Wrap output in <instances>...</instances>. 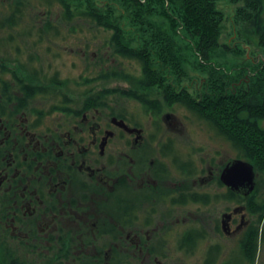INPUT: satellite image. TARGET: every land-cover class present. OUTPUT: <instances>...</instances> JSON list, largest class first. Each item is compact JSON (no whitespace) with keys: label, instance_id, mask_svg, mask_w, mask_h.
<instances>
[{"label":"flooded vegetation","instance_id":"flooded-vegetation-1","mask_svg":"<svg viewBox=\"0 0 264 264\" xmlns=\"http://www.w3.org/2000/svg\"><path fill=\"white\" fill-rule=\"evenodd\" d=\"M71 87L49 95L54 100L44 109L34 105L39 96L27 98L15 83L9 91L0 85V241L18 264H180L177 251L193 254L208 236L204 226L193 225L200 218L193 203L229 202L232 189L221 174L230 160L217 176L209 165L200 179H216L226 191H198L193 149L183 154L175 139L159 138L164 126L148 136L132 118L96 106L95 92ZM114 103L106 104L116 109ZM167 114L163 121L175 119ZM115 117L141 131H129ZM239 194L245 199L254 192ZM226 213H232L229 232ZM252 217L247 205H238L214 231L240 236L239 242L263 236L264 221ZM212 246L221 257L224 245L216 242L207 258ZM31 254L37 259L27 260Z\"/></svg>","mask_w":264,"mask_h":264},{"label":"trees","instance_id":"trees-1","mask_svg":"<svg viewBox=\"0 0 264 264\" xmlns=\"http://www.w3.org/2000/svg\"><path fill=\"white\" fill-rule=\"evenodd\" d=\"M233 1L244 2L236 12V19L243 22V40L248 46L256 41L262 56L249 57L251 53L241 43L233 47L221 43L226 15L219 0H5L0 10V85L9 91L15 83L27 98H35L58 92L52 86L60 88L59 94L70 93L74 82L75 91L84 87L86 95L95 92L98 96L91 100L97 101L96 106L108 108L128 121L131 118L126 108L111 109L106 103L111 99L118 105L124 99L139 101L145 112L151 113L156 126L161 122L163 106H184L216 136L226 140L236 158L254 164L258 183L254 194L244 199L229 190L227 199L247 205L251 217L261 225L264 194L258 193V186L264 183V0ZM34 3L46 5V18L41 25L24 26L18 35L35 34L32 44L38 46L46 37L51 42L65 37L64 27L69 36L86 31L99 44L97 56H88L86 50V75L81 74L75 81L61 80L58 72L42 77V66L31 63L42 60L38 52H30L31 62L22 60L23 50L17 45L14 30L24 22L27 8ZM15 42L13 56L10 49ZM104 50L109 57L105 58ZM47 51L52 52L50 44ZM219 51L246 53L247 63L229 68L216 60ZM129 63L136 64L134 70ZM187 63L202 77L194 78ZM14 66H20L31 80L22 77ZM8 74L13 77L6 78ZM112 80L127 86L105 87ZM192 80L196 83L193 91L186 85ZM97 83L103 87L94 91ZM260 240L257 233L254 237L248 234L222 264H255ZM216 248L211 247L209 257H213L207 258V264L218 260ZM0 264H18L12 248L1 241Z\"/></svg>","mask_w":264,"mask_h":264},{"label":"rangeland","instance_id":"rangeland-1","mask_svg":"<svg viewBox=\"0 0 264 264\" xmlns=\"http://www.w3.org/2000/svg\"><path fill=\"white\" fill-rule=\"evenodd\" d=\"M219 1V5L224 10V13L226 15L222 35L220 38L221 43H227L229 46L232 47L236 43H241V45H243L247 50V53H251L248 54L249 57H254L258 54L259 56H262V50L257 45L256 41L251 46H248L243 40L241 34V31L242 33L244 32L243 22H239L236 19V12L237 8L241 5L240 3L244 4V2L240 1V3H238L239 1L235 2L233 0ZM3 2H5V0H0V10H2L5 6ZM45 9L46 5H42L40 3H34L33 6H29L26 11V17L24 22L21 24V26H19V28L14 30L17 35V45H21L23 50V53H21L20 57L24 62L29 63L30 52H38V55L42 58V60L36 63H33L31 61L30 62L33 65H38L39 67L42 66V77H44L45 74L52 77L58 72V78H60L61 80L69 79L72 81L79 79L81 74L86 75V50L88 49V56L91 57L97 56V51L99 49V44L93 42L91 38L92 36H90L89 33L86 34V31H84L82 33H77L69 36V34L67 33L68 28L64 27L63 31L65 37L61 36L52 42L49 41V39L46 37L45 41L41 44H38V46H34L32 44V42L35 40V34L33 37L18 35V32L23 31L24 26L32 24H35L36 26L41 25L43 19L46 18V13L44 12ZM59 10V7H57L56 11ZM35 32L36 30H34V33ZM89 40L91 41L89 42ZM16 42L14 44V48L10 49V52H12L11 54L13 56L16 55ZM87 42H89L90 45L87 46ZM97 43H99V41ZM49 44L52 50V52L50 53H48L47 51ZM54 53L57 55L56 58L53 57ZM108 53L109 52H106L105 50L103 51V54H105L106 56L105 58L109 57ZM218 55L219 56L216 57V60L227 65L229 68H232L234 66L237 68L238 66L247 63L246 53L237 55L229 51L224 53L222 51H219ZM126 64H128V62ZM187 64L188 65H186V67L194 78H196L197 76L202 77L201 75H199L200 73L195 70L190 63ZM129 66L132 68V70H134L136 64L129 63ZM14 67L15 70L20 72L22 77H27L29 80H31L30 76L20 69V66ZM6 77L11 79V77L13 76L11 74H8L6 75ZM193 82V80L190 82H186L187 87L190 88L192 91L194 90L193 88L196 86V83ZM117 86L122 87L127 86V84L118 80H112L105 85V87ZM102 87L103 86L99 83L93 86V88L95 89L94 91L101 89ZM52 89H56V91H58L55 92L54 95L60 93V88L58 86H52ZM83 89L84 88H80V91H84ZM115 96H117V94H115ZM50 97L39 96L34 100V105H37L40 108L48 109L50 108L54 100L52 97ZM115 103L117 104L116 106H114L116 110L121 109L123 107L126 108L129 117L133 119V122L140 123L146 129V133L148 136H151L152 133H154L156 126L154 124L155 120L151 113L145 112L139 101L133 99H124V101H121L120 105H118L117 101H115ZM166 113H173L175 115V119H169L168 122L163 121V115ZM160 118L161 122L158 127L164 126V132L159 138L164 136V139H175L177 145L181 147V151L183 154L190 151V149H193V168L196 167L195 171L193 172V185L194 180H197V184L193 187H195L198 191H209L213 194L226 191V187L224 185V187H221V185L217 182L216 179L208 183H202L200 179H206V177L209 175V172L207 171V167L209 165L213 169L214 174L217 176L220 173V170H222V165L224 163H226L232 158H236V152L232 149L231 145L226 140L216 136L213 133L214 131H211V129L207 127L205 122L198 120L184 106L177 104L171 108L163 106ZM170 122L176 124L177 126L172 129V127L168 125ZM175 128H177L178 130L176 131ZM161 139H163V137ZM203 167H205V170H202ZM258 188V193L260 195L264 194V183H260ZM238 205L241 204L234 202L232 203L230 201L226 202L222 200L213 201L209 205L201 202L193 203V212H199L200 214L199 219L193 218V225L198 224V226H204L208 232V236L207 239L203 240L199 244L196 252L193 254L188 255L182 251H177L180 264H207V249L209 245L216 242L222 243L224 245L225 251L223 254H220L221 257H219L218 260H216L212 264H222L223 261L227 260L230 257V252L232 250H237L240 236H226L225 234L219 235L216 231H214V229H216V224L221 223L223 213L227 212L228 209L233 211V209ZM238 221H240V217H238ZM202 222H204V224ZM262 227L263 236H261L255 264H264V223L262 224ZM26 257L27 260L31 259V257L32 259H35L36 255L35 258H33L32 254L26 255Z\"/></svg>","mask_w":264,"mask_h":264},{"label":"water","instance_id":"water-1","mask_svg":"<svg viewBox=\"0 0 264 264\" xmlns=\"http://www.w3.org/2000/svg\"><path fill=\"white\" fill-rule=\"evenodd\" d=\"M167 115L171 116L170 113ZM114 120L127 128L129 131H141L137 128H130L125 120H119L117 117H115ZM221 180L230 189L248 196L253 193L257 187V172L252 162L241 158H234L231 159L224 167L221 174ZM238 210L239 209H236L235 212ZM231 216L232 213H226L224 215L223 227L226 232H229L230 230V224L228 220H230Z\"/></svg>","mask_w":264,"mask_h":264}]
</instances>
